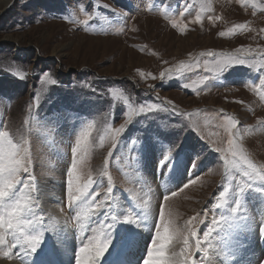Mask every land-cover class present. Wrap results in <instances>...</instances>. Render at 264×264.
Masks as SVG:
<instances>
[{"label": "rangeland", "instance_id": "1", "mask_svg": "<svg viewBox=\"0 0 264 264\" xmlns=\"http://www.w3.org/2000/svg\"><path fill=\"white\" fill-rule=\"evenodd\" d=\"M0 10V148L22 161L0 214L19 200L31 223L16 235L46 232L31 252L7 230L0 260L29 263L23 254L51 248L63 222L84 245L108 240L98 264H144L163 207L173 264H238L248 228L264 230V0H12ZM73 163L74 194L92 181L76 199Z\"/></svg>", "mask_w": 264, "mask_h": 264}, {"label": "snow or ice", "instance_id": "2", "mask_svg": "<svg viewBox=\"0 0 264 264\" xmlns=\"http://www.w3.org/2000/svg\"><path fill=\"white\" fill-rule=\"evenodd\" d=\"M239 27H243L242 25ZM237 63H244L243 60H238ZM226 66V63L219 65V71H222ZM165 76V73H161V78ZM232 127L236 126V121H230ZM124 131V126L121 125L117 128L111 129L112 139L115 140L117 134H120ZM8 132H3L0 134V137L6 138L8 137ZM11 144V141H8ZM170 155V153L168 154ZM168 155L165 156V159L168 158ZM22 164V161L16 159L12 152H5L3 148H0V191L3 192V195L0 196V205H3L4 198L9 196L11 190L14 186L20 181L17 179V172ZM251 167V165H249ZM76 165L72 164L71 170L68 173V188H69V196L71 199H76L75 194H84V189L87 188L92 181L89 180L88 184L83 187H77L75 189V194L72 191V175L75 171ZM27 171V169H24ZM264 179V177H262ZM111 188L108 189L111 192ZM175 195V193H172ZM167 199V197H165ZM10 211L5 216L4 214H0V245L5 244V230H12L11 235L15 240L16 244H20L22 247L26 244L27 250L31 252H35L37 247L41 242V234L36 233L34 235H23V239L20 236L16 235V230L19 229L20 233H24V228L22 224L25 223L21 220V214L24 211L23 207L19 200H17L14 204H10L7 206ZM125 221L135 222V220L131 219L128 216L124 217ZM31 223V222H27ZM110 227V226H109ZM195 235V232L192 233ZM155 239L152 241V246L147 251V259L144 260V264H173V262L168 258L165 248L171 243L172 240V232L170 231L169 223L164 220V210L163 207L160 211L159 223L156 225L155 231ZM96 239L95 237L91 238L87 244L79 249V253L82 255L77 256L76 264H98L99 258L105 252L108 247V240L105 238L102 242H97L95 244L92 243V240ZM14 246V245H13ZM4 255L10 256V252H5Z\"/></svg>", "mask_w": 264, "mask_h": 264}, {"label": "bare ground", "instance_id": "3", "mask_svg": "<svg viewBox=\"0 0 264 264\" xmlns=\"http://www.w3.org/2000/svg\"><path fill=\"white\" fill-rule=\"evenodd\" d=\"M11 1L12 0H0V9H3V7L8 5ZM45 200H46L45 203H47V205H46L47 207H48V205L54 206L53 210H55V213L56 214L59 213V211H58L59 208H57V206L53 204V202H55L56 199L51 197V193H48L45 196ZM62 229L60 230L61 231L60 233L55 235L54 243H53V245H51V248L48 251L49 253L45 257H43V258H32L30 256L31 257V259L29 260L30 262L27 261L29 263H25L26 258L21 257L20 258L21 262L24 264H76L77 256L82 255L79 253L77 248L80 246L83 247L84 241L80 237L77 239L76 235L70 233L67 229L64 231H62ZM66 235H67V238L64 239V237ZM257 239H258V237L255 236V242L248 249V251L256 250V252L259 255L263 256L261 250H263V248H264V242L257 240ZM256 248H259V249H256ZM0 264H21V263L16 262V261H9L8 262V261H1L0 260ZM249 264H256V262L252 261Z\"/></svg>", "mask_w": 264, "mask_h": 264}, {"label": "clouds", "instance_id": "4", "mask_svg": "<svg viewBox=\"0 0 264 264\" xmlns=\"http://www.w3.org/2000/svg\"><path fill=\"white\" fill-rule=\"evenodd\" d=\"M3 195V192L2 191H0V196H2Z\"/></svg>", "mask_w": 264, "mask_h": 264}]
</instances>
